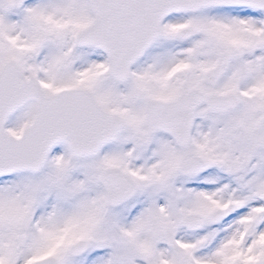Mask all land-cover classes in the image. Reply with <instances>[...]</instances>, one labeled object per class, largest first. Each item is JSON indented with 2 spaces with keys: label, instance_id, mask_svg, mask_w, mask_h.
<instances>
[{
  "label": "snow or ice",
  "instance_id": "1",
  "mask_svg": "<svg viewBox=\"0 0 264 264\" xmlns=\"http://www.w3.org/2000/svg\"><path fill=\"white\" fill-rule=\"evenodd\" d=\"M0 264H264V0H0Z\"/></svg>",
  "mask_w": 264,
  "mask_h": 264
}]
</instances>
